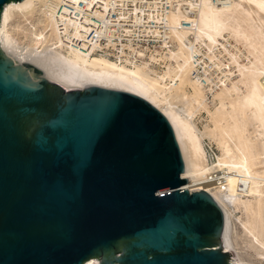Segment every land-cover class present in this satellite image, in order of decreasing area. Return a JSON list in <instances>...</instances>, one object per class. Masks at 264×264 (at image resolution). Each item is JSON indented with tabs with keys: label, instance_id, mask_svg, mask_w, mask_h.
<instances>
[{
	"label": "water",
	"instance_id": "1",
	"mask_svg": "<svg viewBox=\"0 0 264 264\" xmlns=\"http://www.w3.org/2000/svg\"><path fill=\"white\" fill-rule=\"evenodd\" d=\"M30 1L0 0V24ZM186 171L148 100L0 35V264H249Z\"/></svg>",
	"mask_w": 264,
	"mask_h": 264
},
{
	"label": "bare ground",
	"instance_id": "2",
	"mask_svg": "<svg viewBox=\"0 0 264 264\" xmlns=\"http://www.w3.org/2000/svg\"><path fill=\"white\" fill-rule=\"evenodd\" d=\"M153 4L162 9L155 12ZM35 15H42L36 23L42 28L31 26L32 44L26 46L10 25L17 16L31 24ZM125 19L134 31L152 32L161 47L147 54L144 46L119 43ZM150 20L157 24L150 26ZM244 24L252 33L243 30ZM3 33L21 60L56 53L80 74L122 86L162 111L182 144L187 163L183 177L189 179L184 187L208 191L225 212L223 249H231L224 204L238 196L256 200L243 203L249 214L246 233L264 246V0H31L27 7H5ZM157 66L162 73L155 71ZM179 93L186 96V109H180ZM210 99L219 102L217 112L226 124L223 128L211 114L222 131L220 140L233 144L224 163L234 169L232 176L223 170L219 154L212 161L207 135L188 111L196 104L208 111Z\"/></svg>",
	"mask_w": 264,
	"mask_h": 264
},
{
	"label": "rangeland",
	"instance_id": "3",
	"mask_svg": "<svg viewBox=\"0 0 264 264\" xmlns=\"http://www.w3.org/2000/svg\"><path fill=\"white\" fill-rule=\"evenodd\" d=\"M34 20L30 21L31 24H27L26 18L23 17H15L14 20L11 23V30L13 34L21 41L25 42L26 46H30L31 43V26L36 23H38L39 19L43 20L42 15L34 16ZM37 17V18H36ZM39 18V19H38ZM38 19V20H37ZM37 20V21H36ZM35 21V22H33ZM257 25V26H256ZM259 25V26H258ZM255 26L263 30V27L259 22L256 20ZM35 28L39 31L42 27H39L38 24H36ZM243 30L247 31V33H252L250 27L248 25H243ZM30 35V36H29ZM261 37V36H259ZM27 40V41H26ZM244 41V40H242ZM253 41L258 43V47L262 46V41L260 39L257 40L255 38ZM232 44H235L232 42ZM98 54V53H97ZM112 59V58H111ZM114 60V59H112ZM159 73H162L163 70L160 69V66H157V70H155ZM190 94L191 90H188ZM182 95L183 94H178ZM186 96L183 95L182 103L180 105L181 108H185V99ZM209 109L208 111L201 109L202 104H196V109H193L191 107L188 108V111L194 113L195 116V122L198 127V129L205 135H207L206 144L207 147L210 145V153L213 155L211 151H213L217 156V159L221 160V163L223 164V170L229 175L232 176L235 171L231 167L226 166L225 163V157H227L226 152L232 153L233 144H227L220 140V137L222 138V131L217 127L215 119L212 117V113L214 117H216V120L219 124L224 125L223 128H226V124H223L222 122V116L220 113L217 112V108L219 107V102L212 101V99L209 100ZM187 107V105H186ZM183 108V109H184ZM186 109V108H185ZM220 114V115H218ZM221 121V122H220ZM221 133V134H220ZM231 145V146H230ZM232 178V177H231ZM232 180H235L232 178ZM244 196H238L233 198L231 202L225 203V210L229 215V239H230V248L235 252L236 258L239 262L242 263H249V264H264V246L261 244L260 241H256L253 237L248 236L246 233V227L245 223H248L249 214L246 213V208L243 203L247 201L256 203V200L249 199V198H243ZM255 243H253V241ZM241 256V257H240Z\"/></svg>",
	"mask_w": 264,
	"mask_h": 264
},
{
	"label": "built area",
	"instance_id": "4",
	"mask_svg": "<svg viewBox=\"0 0 264 264\" xmlns=\"http://www.w3.org/2000/svg\"><path fill=\"white\" fill-rule=\"evenodd\" d=\"M165 10L164 11H168V5L167 4H163ZM71 6V4H70ZM156 4L151 5V9L154 10L155 12H158L162 9V5L161 7H159L158 9H155ZM69 7V6H68ZM131 7H135L131 6ZM75 9V8H74ZM158 10V11H157ZM92 10L90 9L89 12H91ZM91 13H94V11H92ZM116 15V14H115ZM114 15L113 19L116 18V16ZM91 16V15H90ZM82 17V15H81ZM129 19H125V21H121L122 25L120 26L119 29V43L121 44H134V45H138V46H144V51L147 52V54H149L150 52H154L155 49H159L161 47L160 42H158L157 38L155 35L152 34V32H149L148 29L147 31L144 32H140L138 30L134 31V27L131 26L129 22ZM97 22H102L100 19ZM154 21L150 20V26H155L157 23H153ZM160 25V24H159ZM161 25H164V23H161ZM94 27H98V24ZM129 30V31H127ZM92 38V37H91ZM87 43V42H86ZM82 44V41H81ZM188 44L190 45V43L188 42ZM171 46V45H170ZM208 151L210 153L209 147H208ZM213 153V155L210 153L212 161H214L216 159V154L211 151Z\"/></svg>",
	"mask_w": 264,
	"mask_h": 264
}]
</instances>
